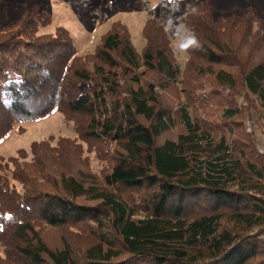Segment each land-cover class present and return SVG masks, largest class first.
Returning <instances> with one entry per match:
<instances>
[{
    "label": "trees",
    "instance_id": "16d2710c",
    "mask_svg": "<svg viewBox=\"0 0 264 264\" xmlns=\"http://www.w3.org/2000/svg\"><path fill=\"white\" fill-rule=\"evenodd\" d=\"M51 24L0 20V140L54 113L77 133L0 156V264H264V157L233 138L243 109L264 127V18L197 3L183 68L163 21L141 53L116 22L82 57Z\"/></svg>",
    "mask_w": 264,
    "mask_h": 264
},
{
    "label": "rangeland",
    "instance_id": "374dc122",
    "mask_svg": "<svg viewBox=\"0 0 264 264\" xmlns=\"http://www.w3.org/2000/svg\"><path fill=\"white\" fill-rule=\"evenodd\" d=\"M203 0H0V20L6 26L16 24L29 9L37 13L46 12L52 18V24L44 28V34L53 33L57 27L66 28L75 43L79 56L93 54L102 43L103 36L116 22L123 24L131 35L134 48L141 53L146 41L143 28L150 19L163 21L167 24V32L177 61L183 68L189 57L184 42L190 40L185 25V16L189 10ZM213 4L215 18L242 15L247 10H255L264 18V0H210ZM228 94V90H225ZM237 104L247 108L248 102L244 95L237 98ZM216 117L221 115V107L215 110ZM253 110L243 109L238 120L241 126L236 128L233 138H244L254 141L259 155L264 157V127L259 121H253ZM49 136L75 138L77 133L65 117L54 113L40 121L17 124L15 129L0 140V156L10 157L21 148L28 149L31 142ZM100 161L92 158V172L101 170ZM64 230L51 229L45 235L52 244L59 243ZM4 250L0 242V253Z\"/></svg>",
    "mask_w": 264,
    "mask_h": 264
},
{
    "label": "clouds",
    "instance_id": "9594fccd",
    "mask_svg": "<svg viewBox=\"0 0 264 264\" xmlns=\"http://www.w3.org/2000/svg\"><path fill=\"white\" fill-rule=\"evenodd\" d=\"M192 42H193V44H196L197 43L194 37H193Z\"/></svg>",
    "mask_w": 264,
    "mask_h": 264
},
{
    "label": "snow or ice",
    "instance_id": "6c2138e0",
    "mask_svg": "<svg viewBox=\"0 0 264 264\" xmlns=\"http://www.w3.org/2000/svg\"><path fill=\"white\" fill-rule=\"evenodd\" d=\"M190 43H193L192 41H190Z\"/></svg>",
    "mask_w": 264,
    "mask_h": 264
}]
</instances>
